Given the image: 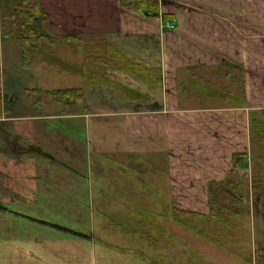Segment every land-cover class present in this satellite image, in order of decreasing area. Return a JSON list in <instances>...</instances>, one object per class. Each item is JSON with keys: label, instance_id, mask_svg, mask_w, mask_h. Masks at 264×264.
<instances>
[{"label": "crops", "instance_id": "obj_1", "mask_svg": "<svg viewBox=\"0 0 264 264\" xmlns=\"http://www.w3.org/2000/svg\"><path fill=\"white\" fill-rule=\"evenodd\" d=\"M18 1L0 0V15L2 3ZM35 1L52 35L100 37L106 56L112 48L146 70L88 75H112L148 98H115L112 86L87 80L77 66L85 101L47 94L65 88L44 89L41 75L61 80V61L79 64L65 48L92 63L81 47L58 41L49 60L16 69L28 75L25 113L16 114L4 90V39L22 49L0 16V264H103L115 252L98 209L145 207L164 194L167 209L202 210L207 183L235 170L233 153L248 152L250 116L264 109V0H158V14L149 15L120 0ZM233 65L243 68V98ZM19 165L28 177L21 185ZM12 204L28 209V223Z\"/></svg>", "mask_w": 264, "mask_h": 264}, {"label": "rangeland", "instance_id": "obj_2", "mask_svg": "<svg viewBox=\"0 0 264 264\" xmlns=\"http://www.w3.org/2000/svg\"><path fill=\"white\" fill-rule=\"evenodd\" d=\"M11 39L12 37H6L4 39V44L7 46L5 49L6 58L3 63L4 90H6L10 96L14 97L15 103L18 105H15L17 107L16 114H22L25 113L24 105L28 93L26 91V87H28V75L23 73L18 74L16 71V69H21L22 67L20 66L21 50L17 51L19 49L17 45L15 47L17 50L13 49V47H8L9 44L11 45ZM94 43L101 45L102 41L97 38ZM96 50H99L101 57L105 58L107 55L102 46ZM13 51L14 54H12ZM65 51L68 54L66 58H74L79 61V64L75 62L62 63L61 61L60 67L64 69V73L68 74L61 80L52 79V81H50L45 79L46 75H41V81H39L38 84L43 86L44 89L83 86V80L79 78V75H76V66L82 68L83 64H86L87 68H90V71H95L96 73L110 68V65H104L101 62L96 63V68L94 60L91 64H88L86 61L85 63L82 62L84 58L83 55H80L78 52L79 50L65 48ZM96 52L94 55L98 56ZM17 53H19V58H17V61H12ZM69 53L71 57H69ZM108 56H111V53H109ZM36 61H39V59L37 58ZM114 61L119 62L118 59ZM93 68L95 70H93ZM11 69H15V71ZM96 76L97 78L95 80L98 82L100 77L104 76L108 78L112 75ZM86 79L88 80V78ZM200 102L199 100L198 103ZM180 103L183 105V101ZM66 109L69 108L66 107ZM50 112L51 110L48 111V113ZM24 131H27V129ZM22 135H24V133H22ZM19 137L20 136H18V139L22 142L26 141L22 137ZM245 160L246 161L243 162V166L239 168V170L234 168L235 170L231 172L237 173L240 177H243L246 180V185L248 184L249 186L250 214L241 217V219L232 218L229 222L213 219L208 221H202V219L199 218L190 219L191 224L196 226L197 231L207 232L212 239L219 241L224 247L206 240L204 236H200L196 231H192L178 223L170 216V212L165 206L170 203L169 199L165 198L164 194H162L160 200L152 201L149 199L143 202L141 201L144 203L145 207H102L98 209L96 214H98L97 220L102 228L101 231H104V225H107L105 228L107 232L106 236L110 238L108 242L107 240H105V242L108 244L112 243L115 252L106 257L105 260H103V264H106L108 261L110 262L109 264H153L155 262L158 264H254V250L259 243L264 244V191L262 195L263 200L259 203L255 202L253 196L251 197V193L254 191L251 184L255 179L254 172L259 170L261 171V175L264 174V166H262L263 164H256L250 155H248ZM23 162L24 161H22V163ZM136 166L137 165H134L133 167L137 168ZM140 178H142V176H140ZM25 179H28V177L25 176L23 167L19 165L17 176L19 184H23L26 181ZM134 196V198H137L136 193ZM14 205L15 204H12L10 207L13 208L12 210L18 212L16 216L18 218L17 221L28 223V209L15 207ZM164 209H166L165 212H163ZM202 210L206 213L210 211L208 207ZM202 210L199 209L196 211L201 212ZM133 256H136V258ZM104 261L106 262L104 263Z\"/></svg>", "mask_w": 264, "mask_h": 264}, {"label": "trees", "instance_id": "obj_3", "mask_svg": "<svg viewBox=\"0 0 264 264\" xmlns=\"http://www.w3.org/2000/svg\"><path fill=\"white\" fill-rule=\"evenodd\" d=\"M123 7L132 10L140 11L144 10L148 15L158 14V0H120ZM2 28L5 34L14 35L18 40L21 49L22 57L21 62L23 66L30 67L36 59H50L51 48L56 43L63 42L66 45H74L81 47L86 59L89 62L94 60V63L101 62L104 65H110L109 67L121 68L126 71H132L136 69L140 72L146 70L138 64H133L127 61L122 55L114 51L111 48V56L101 57L99 54V45L95 44V36L85 35H63L54 36L49 33L44 25L47 20V15L41 12L36 1L32 0H20L16 3H2L1 8ZM165 18V16H164ZM90 45V46H89ZM98 51V52H96ZM96 52V55H94ZM118 59L119 63H116ZM122 62V65H121ZM124 63V64H123ZM97 66V64H96ZM234 68L238 67L241 75H234L235 79L241 82V87L238 91L241 98H243L244 92L242 89L243 80V68L238 65H233ZM84 78L94 80L96 75L90 74L89 68L84 64L81 68ZM87 74V76L85 75ZM92 74V73H91ZM140 76V75H137ZM142 76V75H141ZM140 76V77H141ZM153 76V75H150ZM157 80V78H156ZM154 80V82H157ZM231 80V79H230ZM98 83L110 85L114 89L115 98H125L133 101L146 100L148 96L144 93L129 88L124 85H120L114 80L106 77H100ZM228 92V91H224ZM49 95H58L59 98H63L67 101L80 100L85 101L84 90L82 87H71L65 89H57L54 93L46 91ZM2 96L0 91V117L3 114L2 111ZM257 116V117H256ZM249 150L248 152H235L232 154L233 167L238 169L243 166L244 159L251 156L256 164H263L264 166V109H261L257 115H251L249 119ZM253 134V135H252ZM255 179L252 181L251 187L254 191L251 193L255 202H260L264 191V174L261 175V171H256ZM258 190V191H255ZM207 196H208V213H203L194 210L183 209L180 207L172 206L167 209L170 212V216L173 217L178 223L184 227L196 231L200 236L214 244L224 247L219 241L212 239L205 231H197L196 226L191 224L190 219H202L203 220H219L229 222L232 218H240L250 214V191L246 180L240 177L239 174L234 172H228L219 180H211L207 183ZM166 209H164L165 211ZM254 264H264V244L259 243L254 250ZM251 261V260H250Z\"/></svg>", "mask_w": 264, "mask_h": 264}, {"label": "built area", "instance_id": "obj_4", "mask_svg": "<svg viewBox=\"0 0 264 264\" xmlns=\"http://www.w3.org/2000/svg\"><path fill=\"white\" fill-rule=\"evenodd\" d=\"M173 25H174V20H167V22L165 23V26L167 28H171V27H173Z\"/></svg>", "mask_w": 264, "mask_h": 264}]
</instances>
